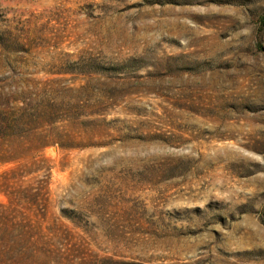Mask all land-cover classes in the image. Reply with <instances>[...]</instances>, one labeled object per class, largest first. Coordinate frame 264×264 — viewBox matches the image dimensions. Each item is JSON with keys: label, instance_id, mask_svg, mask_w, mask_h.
I'll return each mask as SVG.
<instances>
[{"label": "rangeland", "instance_id": "1", "mask_svg": "<svg viewBox=\"0 0 264 264\" xmlns=\"http://www.w3.org/2000/svg\"><path fill=\"white\" fill-rule=\"evenodd\" d=\"M263 15L0 0V264H264Z\"/></svg>", "mask_w": 264, "mask_h": 264}, {"label": "trees", "instance_id": "2", "mask_svg": "<svg viewBox=\"0 0 264 264\" xmlns=\"http://www.w3.org/2000/svg\"><path fill=\"white\" fill-rule=\"evenodd\" d=\"M260 23H261V25L264 24V15L261 17V19H260ZM26 121H27L26 117L23 116V114L21 113V114L18 116V118L15 117L14 121L11 122L10 124L7 123V124L5 125V127H7V128L10 130L9 133L14 134V135H16L17 138H19V136L22 135V132L19 131V130H20L21 127H25V125H26ZM16 128H18V131H17L16 134H15V131H14V130H15ZM6 140H7V142H8L7 145H10V146H11V145H14V138H12L11 135H7V136H6ZM45 145H46V144H44L43 146H45Z\"/></svg>", "mask_w": 264, "mask_h": 264}]
</instances>
